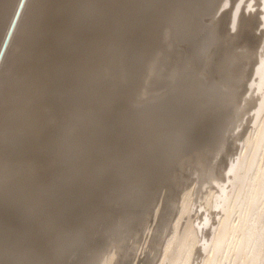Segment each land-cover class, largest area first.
<instances>
[{
  "label": "bare ground",
  "instance_id": "1",
  "mask_svg": "<svg viewBox=\"0 0 264 264\" xmlns=\"http://www.w3.org/2000/svg\"><path fill=\"white\" fill-rule=\"evenodd\" d=\"M121 2L0 0V264H264V0H132V38ZM135 45L129 118L96 87ZM92 119L117 129L93 140Z\"/></svg>",
  "mask_w": 264,
  "mask_h": 264
},
{
  "label": "rangeland",
  "instance_id": "2",
  "mask_svg": "<svg viewBox=\"0 0 264 264\" xmlns=\"http://www.w3.org/2000/svg\"><path fill=\"white\" fill-rule=\"evenodd\" d=\"M164 3L165 0H153V5H155L156 7L162 6ZM121 5H122L121 30L127 36V38L135 37V31H136L135 22L138 23V19H139L138 24L140 26V32L150 27L151 22L149 20L140 18L141 12H139L138 14L137 8L134 6L132 0H122ZM145 42L147 41L145 40ZM108 57L109 56H107L105 60L108 59ZM132 58L133 61L131 60L130 64L128 62L120 61L123 63L121 64L117 59V62L112 67H110L114 69L113 74H111L108 71L109 68H107L103 75L104 85L99 84L96 87L97 91H102V93L105 92L107 96L109 95L107 94L106 90H114L115 93L113 96H115L116 98H122L123 96H125V99H123L125 100L124 106L127 108L125 110V114L129 118L134 116L133 103H135L137 99V95L143 86L145 77L147 76V69L150 61L149 45H145L144 47L135 45L133 48ZM107 128H108V124H106V122L99 123L97 119H92L89 125V131L87 135L93 140H98L100 138H103V135L105 136L112 134L117 129V127H113L110 128V131L108 132ZM117 133L118 132L116 131L115 136H118ZM115 151L117 152V150ZM129 155L128 156L122 155V156L125 158V164L127 165V167L130 170H132V168H135L137 164H139V161L141 163V159L137 157H133V155L135 156L134 151H133V155L131 153H129ZM118 161H119V155L117 157H113V159L109 161V165L112 168H116ZM98 187L102 189V192L103 191L106 192L109 191L110 184L108 181H106L105 178V181L100 182L98 184ZM164 192H165V187H157V195L155 196L156 200L154 198L153 204L155 205L153 207L156 208L157 201L161 200V198L164 196ZM119 193L123 196L125 200L127 199L135 200L139 198L141 195L140 188L138 187V185H136L134 181V177L132 176V174L130 173L128 174L126 171L123 174L122 182L121 181L119 182ZM107 200H110L113 203H117L120 201L117 198V196H112L111 193L107 196ZM154 209H152L147 214H153ZM49 214H55V212ZM130 214H138V210H133ZM82 253L83 251L77 250L74 251V253H72L71 255H69L68 251L61 250L56 254V260L60 264H81L80 259Z\"/></svg>",
  "mask_w": 264,
  "mask_h": 264
}]
</instances>
